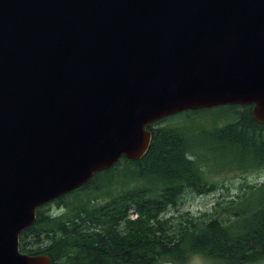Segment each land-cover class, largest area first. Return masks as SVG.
Returning a JSON list of instances; mask_svg holds the SVG:
<instances>
[{"label": "water", "instance_id": "water-1", "mask_svg": "<svg viewBox=\"0 0 264 264\" xmlns=\"http://www.w3.org/2000/svg\"><path fill=\"white\" fill-rule=\"evenodd\" d=\"M232 104L264 124V0H0V264H50L18 250L35 209L147 125Z\"/></svg>", "mask_w": 264, "mask_h": 264}, {"label": "trees", "instance_id": "trees-1", "mask_svg": "<svg viewBox=\"0 0 264 264\" xmlns=\"http://www.w3.org/2000/svg\"><path fill=\"white\" fill-rule=\"evenodd\" d=\"M211 110L221 113L206 134L210 145L241 149L250 162L237 169L235 161L213 165L198 150L210 145L195 144L184 124ZM147 129L151 142L141 159L122 158L81 188L37 208L33 223L19 234V250L46 255L51 264H192L197 258L264 264V193L253 209L241 204L244 192L199 215L170 211L186 192L217 190L214 174L264 168V125L253 119L251 107L186 111ZM263 188L264 183L248 190Z\"/></svg>", "mask_w": 264, "mask_h": 264}, {"label": "rangeland", "instance_id": "rangeland-1", "mask_svg": "<svg viewBox=\"0 0 264 264\" xmlns=\"http://www.w3.org/2000/svg\"><path fill=\"white\" fill-rule=\"evenodd\" d=\"M220 110H211L204 115L195 117L193 121L184 124L193 136V141L197 144L200 141H207L210 145L212 141L206 134L212 130V118L220 114ZM181 114V113H180ZM180 118L175 119V123ZM201 153H204L213 165L218 162L235 161L233 168H238L252 160L251 155H244L243 150L237 148H231L226 144L210 145L207 150L198 149ZM241 161V162H238ZM215 181L218 183L219 188L215 191L208 192L206 194L198 195L193 192H186L181 197L178 205L171 207L172 213H191L199 215L203 212H210L217 202H224L230 198H235L237 195H241L244 192L245 197L241 198V204L247 209H253L259 205V197L264 193V188L249 192L250 186L258 187L264 183V168L257 171L249 172H227L224 174L212 175ZM249 192V193H248ZM251 195V196H250ZM250 202V203H249ZM248 204V205H247ZM263 204V203H262ZM192 264H208L202 258H197Z\"/></svg>", "mask_w": 264, "mask_h": 264}, {"label": "bare ground", "instance_id": "bare-ground-1", "mask_svg": "<svg viewBox=\"0 0 264 264\" xmlns=\"http://www.w3.org/2000/svg\"><path fill=\"white\" fill-rule=\"evenodd\" d=\"M15 6H16V14H15V18L21 13L24 11V7H25V4L23 2L21 3H18L16 4L15 3ZM88 10L91 11V9L89 8ZM102 17L103 16V13L101 14ZM109 22H111V20H108ZM108 21H100V24L103 25L104 23L106 24V26L110 27V24L108 23ZM126 159V158H125ZM203 176V175H202ZM204 182V181H203ZM207 185V184H206ZM162 187V186H161ZM212 189V188H211ZM207 191V190H206ZM251 196V195H250ZM250 203V202H249ZM218 204V203H217ZM248 205V204H247ZM250 209V208H249ZM263 211V210H262ZM213 217V216H212ZM194 218V217H193ZM183 224V223H182ZM180 225V224H179ZM259 225V224H258ZM196 227V226H195ZM207 227V226H206ZM176 228V227H175ZM205 229V228H204ZM262 229V228H261ZM195 230V229H194ZM199 230V229H198ZM194 234V233H193ZM216 242V241H215ZM21 252V251H20ZM215 252V251H214Z\"/></svg>", "mask_w": 264, "mask_h": 264}]
</instances>
